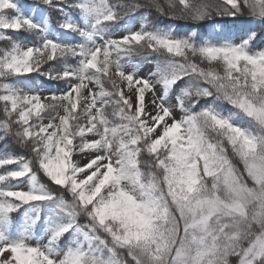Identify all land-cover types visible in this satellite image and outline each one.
Listing matches in <instances>:
<instances>
[{
	"label": "snow or ice",
	"instance_id": "snow-or-ice-1",
	"mask_svg": "<svg viewBox=\"0 0 264 264\" xmlns=\"http://www.w3.org/2000/svg\"><path fill=\"white\" fill-rule=\"evenodd\" d=\"M39 3L0 0V264H264V0Z\"/></svg>",
	"mask_w": 264,
	"mask_h": 264
},
{
	"label": "trees",
	"instance_id": "trees-1",
	"mask_svg": "<svg viewBox=\"0 0 264 264\" xmlns=\"http://www.w3.org/2000/svg\"><path fill=\"white\" fill-rule=\"evenodd\" d=\"M161 2H163V0H161ZM209 2L210 3L218 2V0H209ZM21 3L24 6V10H25L26 14L28 13L29 9L34 8V9H36L38 15L41 12L44 14H47L51 18V21L53 22V24H58L59 19H60L59 14L57 12H55L54 10L47 9L45 6L41 5L39 3V0H21ZM140 3L147 5L148 0H140ZM143 11H148L150 13V18L153 21L157 22L161 27L167 25V26H171L172 28H174L176 30V34H178V35H182L186 31H190V30H192V28H195L201 34H204L207 36V35L211 34V32H212L211 24L213 21H216V22L227 21V22L231 23L230 18H226V17L221 18V17L213 16L212 20H206V21L197 23V22L187 20V19H179V18L172 19V18H169L167 16H161L154 8H151V7H146L144 9H142L140 14H142ZM240 20L246 21L247 16L241 17ZM137 21L139 22V16L137 17ZM21 38L26 39L27 41L32 40V37L26 33L22 34ZM0 47H4L3 42H0ZM29 83H32L33 85L39 84V85H41V87H46L48 89V91L49 90L55 91L58 88L63 87L62 84L50 82V81H47L46 79H44L43 77H37L35 75L32 76ZM108 111H109V113H111L112 108L109 107ZM0 118H2V116H0ZM4 143H5L4 141H0V147H3ZM7 147L14 154L30 155V153L26 149H24L22 146L15 143L11 139L8 140ZM142 159L147 160L148 157L144 156V157H142ZM234 162L236 163L237 168H239L240 171L243 172V164L239 160H235ZM42 179H43V177H42ZM45 182H47V181L45 180ZM66 198H70V197L66 196ZM16 218H18V217H16ZM81 222L82 223L84 222L83 218L81 219Z\"/></svg>",
	"mask_w": 264,
	"mask_h": 264
},
{
	"label": "rangeland",
	"instance_id": "rangeland-1",
	"mask_svg": "<svg viewBox=\"0 0 264 264\" xmlns=\"http://www.w3.org/2000/svg\"><path fill=\"white\" fill-rule=\"evenodd\" d=\"M134 27H139V22H136L135 25H134ZM121 34H122V33L119 32V31H117V32L115 33V35H116L117 37H118L119 35H121ZM257 46H259V42H258V45H257ZM153 67H154V65L152 64V62L142 63V64L140 65V71H141V74H142V75H147V73H148L149 71H151V70L153 69ZM43 91H44V94H46L44 88H43ZM177 115H179V113H178ZM44 122L47 123V122H48L47 119H45ZM76 159L80 160L81 163L86 162V158H83V157H80V156H77ZM22 187H24V185H22ZM16 219L19 220L20 217H18V218H16Z\"/></svg>",
	"mask_w": 264,
	"mask_h": 264
}]
</instances>
